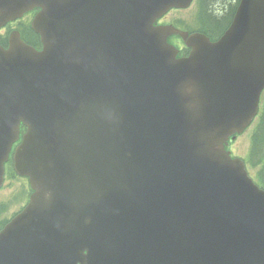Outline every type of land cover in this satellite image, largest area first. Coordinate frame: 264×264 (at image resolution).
I'll use <instances>...</instances> for the list:
<instances>
[{"label": "water", "instance_id": "95a60500", "mask_svg": "<svg viewBox=\"0 0 264 264\" xmlns=\"http://www.w3.org/2000/svg\"><path fill=\"white\" fill-rule=\"evenodd\" d=\"M239 13L229 36L233 48L249 52L250 43L264 41V0H244ZM70 21L75 23L74 18ZM86 24L91 25L90 19ZM249 31L252 36L246 37ZM151 33L155 41L152 43L164 48V53L159 52L160 59L169 56L167 73H171L166 83L157 84L159 92L147 98L154 100L152 119L149 113L143 117L128 111L116 120V111L101 104L96 119L109 115L111 126L119 127L99 135L96 141L90 133H79L67 140L66 146L54 155L48 173L36 182L38 191L27 213L39 211L37 216L46 229L42 240H46L48 232L45 213L56 220L62 216L68 224L78 227V237L72 241L66 231L56 235L57 248L63 256L87 244L95 248L89 249L88 256L96 258L93 264H129L128 255H133L129 243L134 241L126 240L125 235L132 229L137 231L133 217L151 199L145 186L159 182L164 191L175 195L168 198L169 207L164 197L162 214L175 207L169 213L171 225L180 240L194 244L197 264H264V191L252 184L243 164L222 149L224 137L247 123L248 115L254 112L264 81V63L255 65V69L260 68L252 87L225 88L222 93L216 92L213 85L190 90L188 84L198 83L204 67L213 64L204 65L201 54L196 62L193 56L175 60L174 51L167 46L166 33ZM87 35L92 37L91 32ZM222 58L234 56L228 49ZM20 65L28 67V74L25 80L26 71L21 69L16 80L25 85L32 78L30 86L26 84L24 88L30 95L40 97L47 78L43 68L39 63ZM148 90L145 87L144 94ZM18 96L12 95L11 101L16 103ZM101 99L104 101L105 96ZM118 155L126 162L117 160ZM114 162L120 166V173ZM51 199L56 200V208L46 211L43 203ZM179 224L186 226L185 232ZM20 233L15 226L4 241L23 239ZM101 254L102 261H98ZM6 264L51 263L41 247L33 258L15 253Z\"/></svg>", "mask_w": 264, "mask_h": 264}, {"label": "trees", "instance_id": "16d2710c", "mask_svg": "<svg viewBox=\"0 0 264 264\" xmlns=\"http://www.w3.org/2000/svg\"><path fill=\"white\" fill-rule=\"evenodd\" d=\"M212 0H206L204 6V15L201 17L203 24L202 29L210 34H220L232 19L233 9H228L227 5L221 9H218L219 5ZM255 153L261 157L264 155V118L261 122V129L257 135Z\"/></svg>", "mask_w": 264, "mask_h": 264}, {"label": "rangeland", "instance_id": "374dc122", "mask_svg": "<svg viewBox=\"0 0 264 264\" xmlns=\"http://www.w3.org/2000/svg\"><path fill=\"white\" fill-rule=\"evenodd\" d=\"M249 131V130H248ZM236 145L233 147V149L236 151L237 154L245 155L246 152L249 150L250 147V139L249 134L247 136L240 138L239 140H236ZM235 155L234 153H232ZM9 189L7 190V192Z\"/></svg>", "mask_w": 264, "mask_h": 264}]
</instances>
